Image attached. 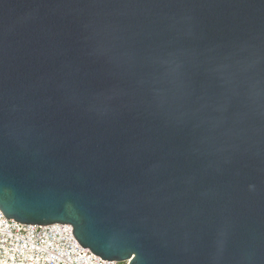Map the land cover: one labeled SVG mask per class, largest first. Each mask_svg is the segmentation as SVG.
Masks as SVG:
<instances>
[{
    "label": "water",
    "instance_id": "water-1",
    "mask_svg": "<svg viewBox=\"0 0 264 264\" xmlns=\"http://www.w3.org/2000/svg\"><path fill=\"white\" fill-rule=\"evenodd\" d=\"M0 210L104 262L264 264V0H0Z\"/></svg>",
    "mask_w": 264,
    "mask_h": 264
},
{
    "label": "built area",
    "instance_id": "built-area-1",
    "mask_svg": "<svg viewBox=\"0 0 264 264\" xmlns=\"http://www.w3.org/2000/svg\"><path fill=\"white\" fill-rule=\"evenodd\" d=\"M72 232L70 225L12 221L0 210V264H118L84 250Z\"/></svg>",
    "mask_w": 264,
    "mask_h": 264
},
{
    "label": "rangeland",
    "instance_id": "rangeland-1",
    "mask_svg": "<svg viewBox=\"0 0 264 264\" xmlns=\"http://www.w3.org/2000/svg\"><path fill=\"white\" fill-rule=\"evenodd\" d=\"M118 264H125V263H118Z\"/></svg>",
    "mask_w": 264,
    "mask_h": 264
}]
</instances>
